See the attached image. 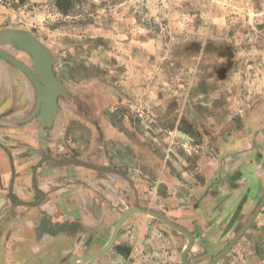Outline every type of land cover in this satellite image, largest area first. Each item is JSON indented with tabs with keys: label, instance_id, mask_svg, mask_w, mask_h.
Segmentation results:
<instances>
[{
	"label": "rangeland",
	"instance_id": "obj_1",
	"mask_svg": "<svg viewBox=\"0 0 264 264\" xmlns=\"http://www.w3.org/2000/svg\"><path fill=\"white\" fill-rule=\"evenodd\" d=\"M2 29L49 50L68 148L124 173L133 204L162 208L249 149L264 169V0H9Z\"/></svg>",
	"mask_w": 264,
	"mask_h": 264
},
{
	"label": "crops",
	"instance_id": "obj_2",
	"mask_svg": "<svg viewBox=\"0 0 264 264\" xmlns=\"http://www.w3.org/2000/svg\"><path fill=\"white\" fill-rule=\"evenodd\" d=\"M34 103L30 80L0 57V143L10 153L0 146V264H71L72 259V264H183L187 236L150 214H124L136 203L112 173L46 160L36 169L41 197L32 182L34 166L43 157L39 125L24 120ZM48 132L51 156L99 164L94 152H82L78 144L83 142L68 148V123L55 119ZM205 176L204 183L197 177L190 184L180 182L174 192L178 198L168 195L156 209L192 234L188 264H208L222 251L264 193L256 150ZM9 194L20 202L41 200L12 204ZM214 264H264V204Z\"/></svg>",
	"mask_w": 264,
	"mask_h": 264
},
{
	"label": "water",
	"instance_id": "obj_3",
	"mask_svg": "<svg viewBox=\"0 0 264 264\" xmlns=\"http://www.w3.org/2000/svg\"><path fill=\"white\" fill-rule=\"evenodd\" d=\"M18 33V34H17ZM22 34V43L19 42L15 36ZM1 45H11L16 50H20L26 54L31 64L27 65L22 60L18 59L16 56L12 55L7 50H4ZM0 57L6 60L8 63L12 64L20 71H22L27 78L30 80L34 91H35V103L32 108V111L29 115L25 116L24 120H31L35 119L39 125L40 131V140L42 141V155L43 157L37 162L33 169L32 174V182L34 188L37 192L40 193L41 197L43 196V192L37 187L36 184V169L38 165L46 160H51L54 164L58 165H66V164H79L83 166L90 167L92 169L108 172V173H116L120 177L126 179L127 181L131 182V180L121 171L110 167L99 165L93 162L85 161L83 159L77 157H70L67 159H58L54 156H51L47 149H46V135L47 129L50 128L56 118V114L59 108L58 100L59 97L65 95L67 90L62 84V82L56 76L53 70V59L49 52V50L39 42L30 32L20 29H2L0 30ZM50 106V115L44 117V109ZM0 146L7 152L10 156L8 149L0 143ZM263 151H264V137H263ZM12 204H26V205H36L40 202L41 198L35 202H27V201H16L12 199V196L9 194ZM264 204V193L261 197V200L257 204L254 211L251 213L249 218L246 222L242 225L239 231L236 233L234 238L229 242V244L220 251L208 264H214L240 237L242 232L246 229V227L250 224L253 218L256 216L262 205ZM133 212H144L150 214L168 226L184 233L187 238L188 242L182 252V262L183 264H188L186 260V252L191 247L192 244V234L183 226L175 223L174 221L170 220L167 216H165L162 212L151 208L146 207L140 204H136L135 206L129 207L124 211V214L133 213ZM118 225L114 229V236L117 230ZM113 236V238H114ZM113 240V239H112ZM73 263V259L71 260V264Z\"/></svg>",
	"mask_w": 264,
	"mask_h": 264
},
{
	"label": "bare ground",
	"instance_id": "obj_4",
	"mask_svg": "<svg viewBox=\"0 0 264 264\" xmlns=\"http://www.w3.org/2000/svg\"><path fill=\"white\" fill-rule=\"evenodd\" d=\"M18 34V33H17ZM15 38L19 41V42H21L22 43V34H19V35H17V36H15ZM50 106H48L47 108H45L44 109V114H43V116L44 117H47L48 118V115H50ZM32 111V110H31ZM30 111V112H31ZM30 114V113H29ZM28 114V115H29ZM114 234V233H113ZM114 236V235H113ZM112 239H113V237H112Z\"/></svg>",
	"mask_w": 264,
	"mask_h": 264
},
{
	"label": "flooded vegetation",
	"instance_id": "obj_5",
	"mask_svg": "<svg viewBox=\"0 0 264 264\" xmlns=\"http://www.w3.org/2000/svg\"><path fill=\"white\" fill-rule=\"evenodd\" d=\"M13 55V54H12ZM24 62V61H23ZM51 128V127H50ZM49 131V128L47 129V135H46V137H45V139H46V143H47V138H48V132ZM39 140H40V138H39ZM40 142H41V144H42V141L40 140Z\"/></svg>",
	"mask_w": 264,
	"mask_h": 264
},
{
	"label": "built area",
	"instance_id": "obj_6",
	"mask_svg": "<svg viewBox=\"0 0 264 264\" xmlns=\"http://www.w3.org/2000/svg\"><path fill=\"white\" fill-rule=\"evenodd\" d=\"M9 0H0L1 3H6L8 2Z\"/></svg>",
	"mask_w": 264,
	"mask_h": 264
}]
</instances>
